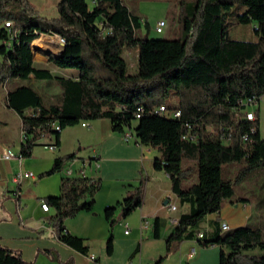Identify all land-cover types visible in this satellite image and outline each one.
<instances>
[{"label": "trees", "instance_id": "obj_1", "mask_svg": "<svg viewBox=\"0 0 264 264\" xmlns=\"http://www.w3.org/2000/svg\"><path fill=\"white\" fill-rule=\"evenodd\" d=\"M179 5L182 35L159 38L138 36L143 18L125 0H60L59 14L52 18L42 16L29 0H0V82L7 73L25 81L53 79L62 89L52 103H46L31 85L8 89V107L22 118L19 155L31 157L46 137L53 138L51 143L58 147L68 126L109 118L115 131L130 129L136 142L160 153L154 159L155 167L168 173L172 191L181 202L191 204L190 211L180 215L167 237L166 253L155 264L192 238L204 247L218 245L219 264H264V221L228 230L217 223L212 233L201 231L204 234L199 236L200 224L209 214L219 212L225 201H247L235 197L234 184L264 167L258 112L254 120L246 117V101L256 98L258 103L264 95V0H181ZM250 23L257 40L230 37L233 25ZM44 33L65 40L61 51L50 52L48 58L60 69L75 71V76H56L49 68L35 65V40ZM124 50L136 54L134 71H129ZM170 95L174 101L168 104L165 100ZM160 106L181 114L158 112ZM29 108L35 110L26 112ZM208 126L229 143L208 136ZM77 153L56 157L40 177L62 172ZM230 162L244 165L235 178L227 179L222 165ZM64 175L60 193L44 198L54 210L49 219L59 241L88 254L86 238L71 233L65 221L93 209L102 180L87 174ZM144 189L141 180L122 200L106 206L104 214L111 229L108 254L114 252L115 223L142 204ZM118 206L121 213L116 216ZM154 223V236L159 237V218ZM139 250L140 244L130 258ZM45 253L59 258L53 250ZM0 264L32 263L0 243Z\"/></svg>", "mask_w": 264, "mask_h": 264}, {"label": "crops", "instance_id": "obj_2", "mask_svg": "<svg viewBox=\"0 0 264 264\" xmlns=\"http://www.w3.org/2000/svg\"><path fill=\"white\" fill-rule=\"evenodd\" d=\"M131 2L136 3L133 0ZM42 35L50 36L45 33ZM54 35L58 37L57 34ZM230 37L257 40L254 24L233 25L230 28ZM42 39L43 37L40 36L35 41ZM46 41L48 46L56 43L48 39ZM41 44L44 45L43 41ZM41 44L39 46H42ZM57 47H60V52L62 45L58 44ZM51 49L39 47L35 51V65L49 68L56 76H75L77 74L75 71L60 69L49 61L48 52L52 51ZM18 84L31 85L34 88L38 86L37 90L40 89V85H45L48 94L52 96L47 103L58 100L62 92L53 79L37 80L31 77L26 82L17 77H9L0 82V243L20 252L22 257L32 264H58V259L71 261L73 264H128V262L130 264L132 261L137 264H155L157 259L166 253V240L174 227L170 217H180L182 213H187L191 209L190 203L181 202L172 191L168 173L155 167L154 159L160 153L149 145L136 142L135 137L126 141L124 133L113 129L109 118H101L86 121L85 126L78 123L63 129L60 145L54 150L48 146L54 139L46 137L34 147L31 157L5 159L2 155L7 147L13 148L17 153L21 149L22 118L8 107L6 101L8 89ZM254 108L247 106V110ZM34 110L35 108H29L26 112ZM256 112H258L261 132V126L264 124V95L257 103ZM209 127L211 126H208V129ZM213 133L216 136H210ZM207 134L212 139H218L222 144L229 143L228 138L217 135V130ZM76 151L78 153L73 161L74 166L79 167L83 162L88 163L91 159H97L98 167L94 162L87 164V175L102 180V187L96 194L93 209L80 211L76 216L65 221L71 233L86 238L90 246L88 254L76 251L58 240L49 219L54 210L50 207L49 211H45L41 206L46 196L59 194L57 190L61 182L58 183L57 178L53 177L41 178L40 174L52 167L56 157ZM21 171H32L35 176L26 177L21 183H17L14 176ZM59 174L62 180L65 175L63 172ZM252 175H255L253 188L256 190L247 188L245 195L237 196L246 198L247 201L227 200L219 212L207 216L200 224L199 232L212 233L217 223L219 226L226 223L229 228H234L255 220L264 221V190L262 189L264 167L253 170ZM141 180L145 183L142 204L130 215L119 220L120 225L131 226V231L126 233V229L125 234L132 236L126 240L124 246H117L115 239L114 252L111 255L104 248L102 256L96 255L95 263L90 262L89 255L95 254L97 244L101 242L106 244L111 234L109 222L104 214L106 206L122 200L128 191L140 184ZM42 183L46 185L44 193L40 187ZM172 203L177 205L175 211L170 209ZM120 213L121 206H118L115 214L119 216ZM155 218H159V237L154 236ZM138 244L140 250L130 258ZM118 249L121 253L120 258H117ZM40 250H53L59 258L53 259L48 254L45 256L39 253ZM193 250L194 254L190 255ZM219 261L218 245L204 247L196 238H192L184 241L178 250L167 256L160 264H219Z\"/></svg>", "mask_w": 264, "mask_h": 264}, {"label": "rangeland", "instance_id": "obj_3", "mask_svg": "<svg viewBox=\"0 0 264 264\" xmlns=\"http://www.w3.org/2000/svg\"><path fill=\"white\" fill-rule=\"evenodd\" d=\"M29 1L32 4H34V6L39 10V12L42 16L52 18V17H57L59 14L58 3L60 0H29ZM131 1L132 0H125V3L128 6H130V8H132L136 13L141 15V17L143 18L142 28L140 29V27H139L137 29L138 36L148 34L152 37H159V38H179L182 35V24H181L180 20L178 19V15L180 12L179 3L181 0H133V1H136V3L135 2L132 3ZM161 19L166 20V22L168 24L165 26L163 32H157L155 28H156L158 21ZM1 27H2V25H0V29H1ZM141 31L142 32L144 31V32L142 33ZM42 37H43L42 41H43L44 45L39 46L40 48H52L51 49L52 51L59 52L60 47H57V45L61 44L63 46V42L61 41V38L55 36L54 34H50V36L41 35V38ZM47 39L56 42L52 45V46H56V47L48 46L47 41H46ZM123 54L129 60V63H130L129 71H134V69H136V68H134L135 63H136V54L134 52L128 53L125 50H124ZM5 74H6L7 78H9V75L7 73H5ZM37 87L38 86H36V88ZM39 87H40V89H43V90H40V89H38V90L40 91V93L43 97V100L47 103L48 101H50L49 99H51L52 96L48 94V88L45 85H40ZM57 88H60V87H57ZM54 89H56V88H54ZM165 101H166V103L170 104L174 101V97L172 95H170ZM248 106L253 107V108L255 107L254 110L256 111L257 104L248 105ZM215 130H216L215 128L209 127V129H207V133L215 132ZM261 132L264 135V124L261 126ZM210 136H216V134L213 133ZM243 165H244L243 162L224 163L222 165L223 176L227 179L235 178L238 175L239 168L242 167ZM62 172L65 173L64 170ZM59 173L60 172H57V173H54L51 175H44L41 178H44V177H46V178L47 177H49V178L53 177L55 179L57 178L58 183H60L61 177H60ZM253 176H255V175H252V173L251 174L249 173L248 176L243 181L236 182L234 184L235 191H236L235 197H237L238 195H243V194L245 195L247 188L256 190L255 188H253ZM40 187L42 189V192L44 193L45 189H46V185L44 183H42L40 185ZM262 189L264 190V187H262ZM57 191H58V193H60V191H61L60 185H59V188ZM226 202L227 201H225L224 204ZM70 218H73V217H70ZM73 220H76V219H73ZM109 226H110V224H109ZM126 229L130 232L131 226L130 225L127 226L125 224L120 225L119 221L115 223V225L113 227V231H115V232H113V234L115 235L114 236V242L116 239L117 246H124L126 244V240L132 236V235L127 236L125 234ZM105 246H106V244L103 242L97 244V247L95 248V255H97L98 257H99V255L102 256L103 249L104 248L106 249ZM118 252H119V249H118ZM39 253H42L45 256H47V253H45L44 250H40ZM120 255H121V253L119 252L117 254V258H120ZM57 261H58V264H73L71 261L68 262L67 260L66 261H60L58 259ZM90 262L95 263V261L91 260V259H90ZM128 264H129V262H128Z\"/></svg>", "mask_w": 264, "mask_h": 264}, {"label": "built area", "instance_id": "obj_4", "mask_svg": "<svg viewBox=\"0 0 264 264\" xmlns=\"http://www.w3.org/2000/svg\"><path fill=\"white\" fill-rule=\"evenodd\" d=\"M10 24H11V21H7L6 22V25L7 26H10ZM167 25V22H166V20H164V19H161V20H159L158 21V23H157V25H156V31L157 32H163L164 31V28H165V26ZM61 38V41L63 42V44L65 43V40L62 38V37H60ZM246 104H247V106L248 105H253V104H257V99L256 98H249L247 101H246ZM157 111L158 112H167V113H171V115H173V116H180V114H181V112L179 111V110H167L166 108H161V106L157 109ZM139 116V115H138ZM246 117L248 118V119H251V120H254V119H256L257 118V116H256V111L255 110H246ZM86 124H84V126H85ZM57 129H60V127L59 126H57ZM24 134V133H23ZM135 136H134V133H133V131H126L125 133H124V138H125V140L126 141H129L130 139H132V138H134ZM22 140H23V137H22ZM48 146L51 148V149H56L57 148V146L54 144V143H49L48 144ZM2 157L3 158H5V159H12V158H15V157H18V158H21V156L19 155V153H17L15 150H13V148H11V147H7L6 149H5V151L3 152V155H2ZM73 161H74V159H72V160H69L67 163H66V165H65V167H64V172H65V174L67 175V176H85L86 174H87V170H86V168H87V164L89 163H92V162H94L95 163V165L98 167L99 166V162H98V160L97 159H91V160H89L88 161V163L87 162H83V164L81 165V166H79V167H75L74 166V164H73ZM35 176V173L34 172H32V171H21V172H19V173H17L15 176H14V180L17 182V183H21L23 180H24V178H26V177H34ZM41 206H42V208H43V210H45V211H49L50 210V205L47 203V202H45V201H42L41 202ZM170 209L172 210V211H175L176 209H177V205L176 204H174V203H172V204H170ZM170 222H171V224L174 226V225H176V224H178V222H179V217L178 216H171L170 217ZM226 225H228V224H226V223H223L222 224V228H223V226H226ZM129 231L128 230H126V233H128ZM203 232H200V234H199V236H203ZM194 254V250L191 252V254L190 255H193ZM89 257H90V259H92V260H96V255L95 254H90L89 255ZM130 264H137V263H135L134 261H132V262H130Z\"/></svg>", "mask_w": 264, "mask_h": 264}, {"label": "bare ground", "instance_id": "obj_5", "mask_svg": "<svg viewBox=\"0 0 264 264\" xmlns=\"http://www.w3.org/2000/svg\"><path fill=\"white\" fill-rule=\"evenodd\" d=\"M41 42H42V41L37 40V41H36V45L39 46V45L41 44ZM41 45H43V44H41ZM161 108H165V107H164V106H161ZM82 124H83V125L86 124V121H85V122H82ZM228 228H229V226L226 225V226H223L222 229L227 230Z\"/></svg>", "mask_w": 264, "mask_h": 264}, {"label": "water", "instance_id": "obj_6", "mask_svg": "<svg viewBox=\"0 0 264 264\" xmlns=\"http://www.w3.org/2000/svg\"><path fill=\"white\" fill-rule=\"evenodd\" d=\"M58 37H61V36L58 35ZM38 48H39L38 46H34V50H37ZM50 52H52V51H49L48 54H49Z\"/></svg>", "mask_w": 264, "mask_h": 264}]
</instances>
